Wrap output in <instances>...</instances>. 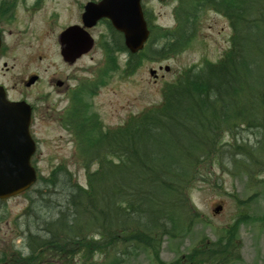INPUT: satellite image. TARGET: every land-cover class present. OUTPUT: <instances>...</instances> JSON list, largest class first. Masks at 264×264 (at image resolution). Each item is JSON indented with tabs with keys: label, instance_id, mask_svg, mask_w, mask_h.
<instances>
[{
	"label": "trees",
	"instance_id": "16d2710c",
	"mask_svg": "<svg viewBox=\"0 0 264 264\" xmlns=\"http://www.w3.org/2000/svg\"><path fill=\"white\" fill-rule=\"evenodd\" d=\"M209 9L230 20L231 48L217 63L184 69L164 85L159 105L114 129L104 132L97 120H84V129L80 122L87 186L69 178L70 192L46 222L39 219L44 227L30 233V254L19 264H78L77 258H84L80 264H128L141 251L153 264L232 261L239 226L250 218L245 213L217 241L203 235L185 258L165 263L160 250L166 238L187 236L205 220L192 192L199 183H218L215 166L249 186L264 182V0H180L177 26L153 24L149 45L130 57L163 60L187 50ZM114 36L110 52L127 51L121 34ZM110 62L118 68L115 54ZM248 130L259 137L254 143L243 136Z\"/></svg>",
	"mask_w": 264,
	"mask_h": 264
},
{
	"label": "rangeland",
	"instance_id": "374dc122",
	"mask_svg": "<svg viewBox=\"0 0 264 264\" xmlns=\"http://www.w3.org/2000/svg\"><path fill=\"white\" fill-rule=\"evenodd\" d=\"M86 1L49 0L42 12L26 14L22 9V12L20 10L18 14L19 18L11 22L13 34L8 43V56L0 63V74L7 85L16 86V96L20 95L18 90L22 86L19 82L37 72L46 81L58 68L64 67L68 68L65 69L66 72H74L73 69H76L79 74L85 73L92 76V69L102 60L103 50L100 46L93 48L78 61L75 67L69 69L63 63L61 65L59 63L61 62L58 57L59 45L55 39L65 24L79 21L78 3L85 4ZM176 5L177 3L173 0L168 2L145 0L144 2L153 23L163 27L175 25ZM66 8H70L69 15ZM54 13L60 15V25L49 21ZM199 25L201 27L198 36L182 54L160 61L143 59L140 67L136 68L132 74L124 75L128 55H119L121 67L118 72L107 77L108 82L96 95L88 96V101L94 103V110L99 112L104 126L121 124L129 114L139 113L150 105L160 103L164 83L173 80L183 68L193 65L201 66L207 59L216 62L222 56L230 46L232 28L229 20L224 15L210 10L205 15L204 12L200 15ZM93 33L97 37L102 34L110 35V30L107 24L102 23ZM4 63L7 64L5 67ZM166 66L169 67L168 70H165ZM152 68L157 70V77L151 76ZM41 91L45 94V98L40 97ZM49 92L50 88L46 83L39 88H32L29 93L30 101L36 105L35 132L41 141L38 157L41 173L44 177H49L55 167L65 164L73 174L75 182L86 185V170L81 167L82 164L78 160L73 137L61 125L59 117L57 118L62 107L53 108L55 95L52 92L49 95ZM243 136L251 143L259 138L250 130L245 131ZM215 173L219 177L218 183L216 180L212 185L199 183L192 192V201L202 212L205 220L197 221L187 236L181 232L182 236L166 238L160 250V259L165 263H171L183 254L189 253L202 234L207 235L212 242L216 241L218 237L225 234L224 230L227 226L237 219L241 208L250 218L248 217V220L239 226L238 234L242 246L231 254L236 257V260L229 264H264V182H259V187L249 186L245 178L233 176L231 173H222L217 166H215ZM259 178H264V175ZM58 190L55 188L53 192ZM256 193L258 195L252 197ZM60 196L62 195L54 194L45 197L43 199L46 201L45 206L36 204L37 213L43 217H49L50 209L63 202ZM36 197L37 195L34 198ZM237 199H242L244 203L238 206ZM29 202L30 200L25 197L10 199L7 203L0 202V251H12V242L15 244V250L22 248L19 243L21 238L11 236L16 230L15 227L20 226L17 228L21 232L20 235L32 223L27 216L19 221L15 220ZM44 223L41 220L39 227H44ZM33 224L35 228H38L37 222ZM83 259L77 258L76 261L80 264L79 261ZM128 262V264H153L145 251L138 252L129 258ZM59 263L55 261L53 264ZM154 263L157 264L155 261ZM2 264H15V262L5 257Z\"/></svg>",
	"mask_w": 264,
	"mask_h": 264
},
{
	"label": "water",
	"instance_id": "95a60500",
	"mask_svg": "<svg viewBox=\"0 0 264 264\" xmlns=\"http://www.w3.org/2000/svg\"><path fill=\"white\" fill-rule=\"evenodd\" d=\"M142 0H102L89 3L84 20L89 26L101 18H108L123 32L126 46L138 52L148 39L149 30L144 19ZM65 56L74 60L90 49L89 36L78 27L68 29L62 36ZM1 43V39H0ZM155 70L151 74H155ZM35 78L31 79V82ZM32 109L26 102H11L0 86V197H9L25 190L36 180V171L30 164L35 142L29 131Z\"/></svg>",
	"mask_w": 264,
	"mask_h": 264
},
{
	"label": "flooded vegetation",
	"instance_id": "af4514ba",
	"mask_svg": "<svg viewBox=\"0 0 264 264\" xmlns=\"http://www.w3.org/2000/svg\"><path fill=\"white\" fill-rule=\"evenodd\" d=\"M49 0H0V30H1V35H2V48L0 51V63L7 58L8 56V43L10 42V37L13 34L12 29H11V22H13L15 19L19 18L18 14L22 9H24V12L26 14L30 13H36V12H42L45 9L46 3ZM91 0H87L89 2ZM96 1V0H93ZM85 4L83 3H78V12H79V21L77 22H72L70 24H65L63 28L60 30V32L57 34L55 37L56 41L58 42V48H59V60L61 63L69 67V69H72L71 67H75L78 64V61L87 55L88 53H85L79 57H77L75 60H67L65 54V44L63 43V32L70 26L72 25H83V11L85 8ZM68 15L70 14V8H66ZM60 20V15L57 13H54L53 15L50 16V22H56L57 25H60L59 23ZM104 21V20H103ZM99 21L98 25L95 27H92L89 29V32L93 35L95 40L98 38L93 31L95 28H97L100 24ZM10 23V24H9ZM85 28V27H84ZM11 29V30H10ZM86 29V28H85ZM99 36V35H98ZM7 65L4 63V67ZM65 69L68 68H58L50 77V79L43 80V77L40 75V73H35L31 74L27 78H24L21 83V88L18 90V93L20 94L19 96H16L15 90L17 89L16 86H9L7 85V82L4 80V77L0 74V84L5 87L7 91V95L11 100L14 101H21V100H26L27 102L32 103L33 107V120H36L35 113H36V106L35 103L30 101V90L34 87H40L41 85H48L50 88V92L48 93L49 95L51 92L55 95L54 99V109L56 107H62L60 109L61 113H58L57 118L59 117L60 120H73V114L76 115L75 120H82L80 118V113L78 109H85V112L87 113V102H88V96L90 97L92 95V89L89 88L88 84L92 83L91 80L88 79V75L85 73H78L76 69H73L74 72H66ZM80 72L82 70H79ZM97 72V71H95ZM31 76H36L37 81L28 84V81ZM101 87L97 88L95 90L96 93L100 91ZM39 95L41 98H45V94L43 92H39ZM91 104L94 106V103L90 101ZM63 105V106H62ZM65 113V117L61 118V114ZM60 114V115H59ZM88 114V113H87ZM35 125L32 126V130H35ZM35 164L39 165V161H35ZM1 220V219H0ZM16 232V230H15Z\"/></svg>",
	"mask_w": 264,
	"mask_h": 264
}]
</instances>
